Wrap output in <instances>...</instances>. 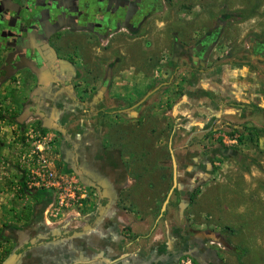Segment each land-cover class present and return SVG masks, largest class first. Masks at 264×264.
<instances>
[{"label": "rangeland", "instance_id": "rangeland-1", "mask_svg": "<svg viewBox=\"0 0 264 264\" xmlns=\"http://www.w3.org/2000/svg\"><path fill=\"white\" fill-rule=\"evenodd\" d=\"M145 25L144 31L132 35L122 29L125 35H113L108 43L107 39L85 40L82 36H65L60 42L62 53H70L73 45H78L80 82L74 95L80 101L79 114H70L71 103L66 108L65 100H52L51 105L49 99L39 101L43 87L39 86L41 80L36 86L31 71L20 69L13 77L0 80V231L4 234L0 255L10 248L6 259L29 245L16 264H45L36 258L41 253L38 249L46 248L50 254L57 249L53 240L34 236L36 228H45L33 212L42 188L31 184L28 169L20 163L21 154L33 146L28 142L45 135L46 154L58 170L78 177L73 167L66 170L62 158L84 146L98 153L101 166L115 170L119 176L117 218L137 212L151 218L159 214L160 200L165 199L172 183L171 140V147L176 146V163H180V188L171 194L166 208L174 210L175 220L177 215L181 218V225L175 224L181 228L179 233L219 232L226 246L221 239H209L206 244L223 264H264V78L262 94L256 96L255 119L209 129L189 140L186 135L172 133L177 117L172 106L183 95L191 67L244 61L253 62L251 68H260L264 75V56L253 52L256 41L264 42V0H155ZM2 63L0 57V67ZM120 69L128 70L113 88L111 77ZM167 81L127 116L113 112ZM50 91L66 94L57 87ZM114 101L121 102L113 105ZM39 113L64 126L65 133L44 126ZM184 162L195 164L188 168ZM80 180L94 194L77 213H83L93 199L98 200L97 181L91 180L89 185ZM33 202L31 219L24 222L22 207ZM164 214L170 215L167 210ZM170 228L174 240L178 230L173 225ZM129 231V226H121L120 235L130 240L133 235L127 237ZM142 243L146 254L148 246L160 242ZM80 248H88L85 253L92 256L99 251L86 244ZM242 249L245 252L239 259L237 253ZM188 263L199 264L194 255L176 262Z\"/></svg>", "mask_w": 264, "mask_h": 264}, {"label": "crops", "instance_id": "crops-1", "mask_svg": "<svg viewBox=\"0 0 264 264\" xmlns=\"http://www.w3.org/2000/svg\"><path fill=\"white\" fill-rule=\"evenodd\" d=\"M252 64L253 62L229 60L225 64L214 63L204 68L191 67L183 95L172 106L177 113V117L174 118L172 133L186 135V139L189 140L193 135L203 134L209 129L255 119L256 116L253 113L257 106L256 96L262 94L264 75L260 74V68L257 70L251 68ZM127 70L120 69L116 77H111L113 88L121 83L119 81L124 80L123 76H126ZM120 102L114 101L113 105ZM135 103L125 108L132 110ZM173 149L175 152L176 146ZM70 154L66 159L62 158L65 161L66 170L73 167L78 173L80 168L82 170L80 179L88 182L96 180L94 186L98 200L94 201L93 199L83 213L66 210L60 216L53 218L51 214L54 192L39 189L38 203L33 212H36V216L40 217L45 228H36L34 236L53 240L56 248L60 244L71 246L73 249H77V252L74 251L75 249L73 250L76 253L79 250L84 253L86 250L89 251L88 248H80L86 244V247L98 249V253L92 252V254L102 253L110 260V264H156L158 262L160 264L162 261L167 262V264H176V260L172 257L180 251L182 243L188 239L184 233H179L181 228L176 226L181 225L179 215H177L178 220H175L173 217L174 210L168 207L166 210L170 213L169 216L163 213L162 216L158 214L155 218H151L149 214L142 217L141 213L137 212L131 214L133 217L127 215L126 218L122 216L117 218L115 205L119 194L117 189L119 176L115 170L109 166H101L98 162V153L95 150H88L86 146L80 150H71ZM193 161L197 163L200 159H193ZM83 163L85 166L80 167L79 165ZM193 163L189 162L185 165L189 168L193 166ZM177 166L179 177V162H177ZM124 225L130 228L129 233L126 234L127 237L133 235L130 240H126V236L120 235L121 226ZM171 225L178 230L175 232V242L171 238L174 232H170ZM17 237L18 235H16L15 242L18 245ZM142 240H148V245L157 240L160 243L148 246L145 254L142 251ZM187 244L189 247L190 242ZM162 251L164 254H161ZM160 255L164 257H159Z\"/></svg>", "mask_w": 264, "mask_h": 264}, {"label": "flooded vegetation", "instance_id": "flooded-vegetation-1", "mask_svg": "<svg viewBox=\"0 0 264 264\" xmlns=\"http://www.w3.org/2000/svg\"><path fill=\"white\" fill-rule=\"evenodd\" d=\"M154 4L155 0H0V57L3 58L0 80L13 77L20 69L31 71L35 74L36 86L41 80L39 86L43 87L39 101L49 99L47 103L51 105L52 100L56 103L65 100L64 106L71 103L68 112L79 114L80 101L74 95L80 82L78 45H73L72 52L62 53L60 42L65 36H82L85 40L107 39L108 43L113 35H125L124 30L130 35L137 34L144 31L142 28ZM253 52L264 56V42L256 41ZM52 87L66 94L57 95L50 91ZM206 230L187 236L180 251L172 257L175 262L190 250L199 264H223L215 250L207 246L206 241L213 238L203 233ZM220 239L226 246L221 235ZM74 249L60 244L56 254H50L46 248H40L36 258L45 264H92L85 262L92 255L80 250L76 253Z\"/></svg>", "mask_w": 264, "mask_h": 264}, {"label": "built area", "instance_id": "built-area-1", "mask_svg": "<svg viewBox=\"0 0 264 264\" xmlns=\"http://www.w3.org/2000/svg\"><path fill=\"white\" fill-rule=\"evenodd\" d=\"M46 140L47 136L44 135L28 142L33 146L21 154L20 163L28 169L32 185L54 192L51 215L58 217L66 210L77 212L94 193L76 175L67 174L55 167L53 160L46 154Z\"/></svg>", "mask_w": 264, "mask_h": 264}, {"label": "water", "instance_id": "water-1", "mask_svg": "<svg viewBox=\"0 0 264 264\" xmlns=\"http://www.w3.org/2000/svg\"><path fill=\"white\" fill-rule=\"evenodd\" d=\"M169 83V81L167 82H162L158 85H156L155 87H153L151 90L147 91L132 107H136L138 105H140L141 103H143L145 101V99L150 95L152 94L153 92H155L162 84H167ZM113 112H118L124 116H127L130 112V108H122V109H119L117 111H113ZM43 120H44V126L48 127V128H53L55 130H58L59 132L61 133H65L66 129L64 126L56 123L54 120L52 119H49L47 117H45V115L43 113H39ZM169 153H170V157H171V165H172V183H171V186L168 190V193L165 197V199L163 200L161 206H160V213H159V216H162V214L164 213V211L166 210V207L169 203V200H170V196L171 194L174 192V190H178L180 188V184L177 180V163H176V159H175V156H174V151H173V148L171 147V140L169 141ZM82 173V170L79 168L78 169V177L81 178L80 174ZM85 182V181H84ZM87 183H89L90 185V182L86 181ZM184 202L182 201L180 203V208L182 209L183 206H184ZM203 233L211 236V238L213 239H219V236L220 234H216L214 231L208 229L206 231H203ZM183 254H188V255H192L191 251H185L183 252ZM22 256V253L21 252H17V253H13L11 254V256L9 258H7L5 261H3L2 264H16V262L18 261V259ZM94 257L85 261L86 263H89L91 262L92 264H110V260L103 256L102 253H99V254H95L93 255ZM95 258H99V259H95Z\"/></svg>", "mask_w": 264, "mask_h": 264}, {"label": "trees", "instance_id": "trees-1", "mask_svg": "<svg viewBox=\"0 0 264 264\" xmlns=\"http://www.w3.org/2000/svg\"><path fill=\"white\" fill-rule=\"evenodd\" d=\"M34 201L36 202L37 199L35 198ZM163 198L160 200V203H162ZM33 203H26L21 210V218L23 219L24 222H28L31 219L32 216V211H33ZM160 205V204H159ZM165 213V212H164ZM4 234L2 231H0V238H3ZM245 252L244 249H242L240 252L237 253V257L240 259L243 255V253ZM10 253V248L9 249H5L2 254L0 255V263L3 262L6 257L9 255Z\"/></svg>", "mask_w": 264, "mask_h": 264}]
</instances>
